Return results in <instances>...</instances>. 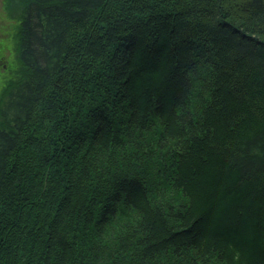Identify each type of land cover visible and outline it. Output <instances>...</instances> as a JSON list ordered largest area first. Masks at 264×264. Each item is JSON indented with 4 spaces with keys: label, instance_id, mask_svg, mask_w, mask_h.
<instances>
[{
    "label": "trees",
    "instance_id": "1",
    "mask_svg": "<svg viewBox=\"0 0 264 264\" xmlns=\"http://www.w3.org/2000/svg\"><path fill=\"white\" fill-rule=\"evenodd\" d=\"M20 18L0 264H264V0H26Z\"/></svg>",
    "mask_w": 264,
    "mask_h": 264
},
{
    "label": "rangeland",
    "instance_id": "2",
    "mask_svg": "<svg viewBox=\"0 0 264 264\" xmlns=\"http://www.w3.org/2000/svg\"><path fill=\"white\" fill-rule=\"evenodd\" d=\"M26 0H0V100L10 82L27 75L18 59V33L20 15ZM130 211L118 208L117 220L109 228H117L131 216Z\"/></svg>",
    "mask_w": 264,
    "mask_h": 264
},
{
    "label": "bare ground",
    "instance_id": "3",
    "mask_svg": "<svg viewBox=\"0 0 264 264\" xmlns=\"http://www.w3.org/2000/svg\"><path fill=\"white\" fill-rule=\"evenodd\" d=\"M2 60L0 59V64H1Z\"/></svg>",
    "mask_w": 264,
    "mask_h": 264
}]
</instances>
